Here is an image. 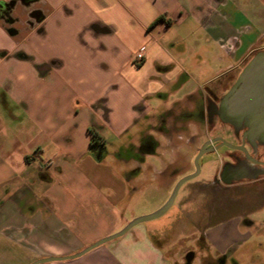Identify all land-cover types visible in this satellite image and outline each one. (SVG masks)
Segmentation results:
<instances>
[{"label":"crops","instance_id":"1","mask_svg":"<svg viewBox=\"0 0 264 264\" xmlns=\"http://www.w3.org/2000/svg\"><path fill=\"white\" fill-rule=\"evenodd\" d=\"M262 1L0 0V246L24 248L22 264L74 254L128 223L141 183L161 176L165 190L174 158L209 135V93L264 50ZM201 209L193 240L217 256L177 260L137 225L42 264H239L253 237L264 250V223L239 211L209 223Z\"/></svg>","mask_w":264,"mask_h":264},{"label":"rangeland","instance_id":"2","mask_svg":"<svg viewBox=\"0 0 264 264\" xmlns=\"http://www.w3.org/2000/svg\"><path fill=\"white\" fill-rule=\"evenodd\" d=\"M254 9H257V12H259V9L264 10V1H262L261 4L258 3ZM255 16L258 17V14L256 13ZM241 69L235 71L233 78L237 76ZM224 79L225 78L219 79V81ZM225 82L227 83H225V86H227L228 90L233 82L229 83L230 81L226 80ZM225 89L226 88H223L221 90L222 95L227 91ZM197 145L198 144H194L191 149H186L183 157L177 155L174 158V163L170 165L165 172V174L171 177L174 175V177H172L173 181L169 182L166 188L167 190H163L164 188H162L163 183L166 182L161 176H157L158 178L156 181L151 184L146 182L141 183L143 187H140L139 194L136 195L128 208V213L126 215L130 219L128 222L158 210L167 202L178 181L195 172V158L199 149H201L200 146L198 150H196ZM108 149L112 150V146H109ZM132 151L133 150H128L126 153L128 154ZM259 152L263 155L264 149L261 148ZM117 154L119 156L125 153L123 150H120ZM164 158L163 156H148L147 161L153 162L156 164L157 168H160ZM222 158L223 153L220 150L204 153L198 160V175L180 186L170 208L156 219L137 224L146 227L147 238L152 242L155 248L165 253V255L173 256L177 258V260H181L189 252L202 250L203 253L206 252V254L210 253L211 256H217L215 250L203 249L201 243L193 240L198 235L197 231L192 226L190 217L199 214V211H196V209L200 210L201 207L207 210V217H209V222L211 223L223 220V218L232 214L234 209V212L239 211L247 215L246 218L248 220H257L258 223H264V210L258 211L255 209L260 202L264 201V177L255 182H242L237 186H232L228 188V190L224 192L219 191L216 194L211 192V188H201L202 185L212 181L219 169L218 164ZM144 173L149 174V171H145ZM170 186L172 188L168 191V187ZM161 188L163 191L160 190ZM234 205L235 208L233 207ZM188 210L190 212L189 215L185 214ZM196 217L200 218L199 215ZM205 222L206 219L204 218L203 221L199 223V226H203ZM123 227L112 234L117 233ZM242 229L244 228L242 227ZM260 239H264V234ZM256 241L257 239L254 237L251 238L248 244L239 250L241 255L239 256V252L236 254L237 257H240L239 264H264V250L261 251L258 249L255 243ZM258 252H260L263 258L261 261L255 259ZM24 256L25 249L22 247L0 246V264H22L25 260ZM199 258L195 261V264L199 263ZM31 263L32 262H27L24 264Z\"/></svg>","mask_w":264,"mask_h":264},{"label":"water","instance_id":"3","mask_svg":"<svg viewBox=\"0 0 264 264\" xmlns=\"http://www.w3.org/2000/svg\"><path fill=\"white\" fill-rule=\"evenodd\" d=\"M212 110V113H214L222 123L232 127L235 132L242 130L241 145L235 146L219 138L222 140L221 145L240 150L246 156H248V153L244 147L245 142L250 145L254 151L257 150L258 146L264 147V50L256 51L250 57L238 73L234 82L220 97L218 103H213ZM207 113H210L209 110H207ZM213 141H215V139L206 142L201 147L195 158V172L178 181L167 202L158 210L146 216L131 220L117 233L103 237L74 254L63 257H44L33 261L31 264H42L51 261L77 258L97 246L122 236L141 222L153 220L162 216L172 205L180 186L198 175V160L204 153L208 152V150H214L205 149L206 145ZM97 155L99 156L100 152H98ZM250 173L251 170L248 167L224 166L220 173V180L225 184H230L236 180L255 179L257 176L264 174V169L257 170L252 174Z\"/></svg>","mask_w":264,"mask_h":264},{"label":"flooded vegetation","instance_id":"4","mask_svg":"<svg viewBox=\"0 0 264 264\" xmlns=\"http://www.w3.org/2000/svg\"><path fill=\"white\" fill-rule=\"evenodd\" d=\"M213 92H210L207 98V110L210 113H205V120L208 128L209 135L207 138L201 143V147L208 141L214 140L213 142L206 145L205 149H214L213 151L208 150V152L214 151H222L223 158L218 164V171L216 172L215 176L213 177L212 181L206 183L201 186L202 189L211 188V192L218 193L219 191H226L228 188L232 186H237L242 182H255L264 177V174L257 176L255 179H241L231 182L230 184H225L220 180V173L224 166L232 167V166H243L248 167L253 172L257 170L264 169V154H260V149H264L262 146H258L257 150L254 151L250 145L246 142L244 143V147L248 153L246 156L242 151L237 149H231L226 147L222 144V138L224 141L231 143L232 145H241L242 144V130L239 132H235L232 127L227 124L222 123L218 117L212 113L213 103H218L220 97ZM147 144H144L142 150L147 148ZM198 150V149H197ZM200 150V149H199ZM200 159V158H199ZM138 160L143 161L144 158L142 155H138ZM235 208V205L233 206ZM235 211V209H234ZM232 212L235 213V212ZM209 222V217L207 218ZM210 223V222H209Z\"/></svg>","mask_w":264,"mask_h":264},{"label":"trees","instance_id":"5","mask_svg":"<svg viewBox=\"0 0 264 264\" xmlns=\"http://www.w3.org/2000/svg\"><path fill=\"white\" fill-rule=\"evenodd\" d=\"M90 135H91L92 148H93V146H101L100 144L102 142V139H101L100 135L97 134L95 131H90ZM92 152L95 153L94 149H92ZM96 153H98V152H96Z\"/></svg>","mask_w":264,"mask_h":264},{"label":"built area","instance_id":"6","mask_svg":"<svg viewBox=\"0 0 264 264\" xmlns=\"http://www.w3.org/2000/svg\"><path fill=\"white\" fill-rule=\"evenodd\" d=\"M143 57H144V48H141V49H139V51H137L134 54V57L133 58H134V61L136 63H140L142 61Z\"/></svg>","mask_w":264,"mask_h":264}]
</instances>
